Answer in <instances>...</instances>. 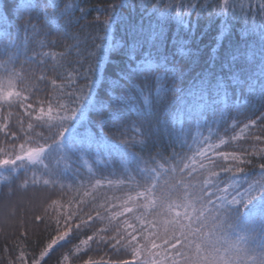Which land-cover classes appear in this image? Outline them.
<instances>
[{
    "label": "snow or ice",
    "instance_id": "6c2138e0",
    "mask_svg": "<svg viewBox=\"0 0 264 264\" xmlns=\"http://www.w3.org/2000/svg\"><path fill=\"white\" fill-rule=\"evenodd\" d=\"M0 5V23L14 7L23 31V39L7 30L0 35V182L9 197H18L14 208L34 213L29 226L21 221L23 231L12 247L4 248L12 253L3 258L6 264H47L56 249L69 244L53 264H264V0H116L96 16L103 47L71 30L88 14L77 0L63 7L56 0H20L14 6L0 0ZM201 18L219 23L214 43L224 50L223 75L210 57L188 95L224 100L222 109L212 107L211 120L203 107L186 104L172 111L164 103L169 93L179 99L183 89L175 85L185 69L161 50L169 40L188 48L198 38ZM116 24L125 32L120 40L113 37ZM53 32L71 41L63 51L54 50ZM253 35L258 43L250 40ZM225 39L231 47L224 48ZM145 44L156 49V58L149 52L137 59ZM198 52L199 47L187 54ZM112 54L127 57L120 73L127 86L113 81L120 94L113 90L99 99L102 65ZM140 75L143 82L135 83ZM236 90L242 99L229 105ZM89 113L96 114V126L80 132ZM161 126L171 151L145 156ZM111 128L118 144L108 139L105 129ZM94 151L120 154L123 170L98 176L89 167L85 178L77 169L76 179L65 184L71 157L83 160ZM32 224L37 230L43 225L44 237L29 260L24 246ZM93 245L110 250V258L94 260L88 255Z\"/></svg>",
    "mask_w": 264,
    "mask_h": 264
},
{
    "label": "trees",
    "instance_id": "16d2710c",
    "mask_svg": "<svg viewBox=\"0 0 264 264\" xmlns=\"http://www.w3.org/2000/svg\"><path fill=\"white\" fill-rule=\"evenodd\" d=\"M20 0H8L9 5L14 6L16 3H19ZM56 2L63 7L66 0H56ZM116 2V0H77L80 8L87 9V15L80 20L79 24H75L72 27L73 32H81L83 35L80 36L82 41H86L88 44H101L102 47L106 43L105 40L102 39L103 31L102 27L97 23L96 16L109 4ZM156 0H150V3H155ZM150 7V4H149ZM3 8V5H0V9ZM139 8L133 10V16L135 19L139 18ZM77 13H79V9H77ZM125 17H127L128 9H124L121 13ZM8 19L6 23H0V35L4 33L5 30L12 34L13 36H19L20 39H23V31L20 28L21 18L16 15L14 7L12 11L7 13ZM206 17V14H205ZM195 13H193V20L195 21ZM219 28V23L215 25L210 24L206 18H201L199 20V30L196 33L198 37L194 43L190 44L188 48L181 49L179 44L173 46L171 40H169L166 49H162L163 55H166L172 63H174L177 67H181L185 69L184 78L182 80H178L176 82L175 87L178 89H183V92L179 94V99L177 98V93H169L167 98L164 100V103L167 105L169 110L176 111L178 108L184 107L186 104L191 105L193 108H204L208 112L209 120L212 119V107H216L217 109H222L224 107V100L220 96L207 95L203 100L200 99L199 94L188 95V90L192 87L193 78L200 72L201 67L205 65L206 62L210 61V57H215L216 71L220 73L219 63L222 62L224 56L223 48L217 46L214 43V37L217 35V30ZM173 32L176 29L173 27ZM200 33H205L203 37H200ZM240 28L237 27L233 30V34L231 36V41L234 43L239 39ZM113 37L115 40H120L125 37L124 29L116 24L113 26ZM49 39L57 40V47L54 49L57 52L64 50V44L71 42L66 41L63 37H60L58 33L53 32ZM187 39V37H185ZM250 40L256 41L258 43V36L253 35L250 37ZM224 48L231 47L229 40L225 39ZM199 47V52L197 55L190 56L187 54L189 49L191 52L196 53V49ZM215 49V51H214ZM91 51L100 53L102 49H95L94 47L90 49ZM151 52L153 54V58L158 56V53L155 48L151 47L149 44H145L143 48L139 49L137 52V59L142 58L147 53ZM29 54H31L29 52ZM95 59V57H93ZM128 60L125 56H120L117 54H112L107 57L102 65L103 71V84L97 85L96 93L99 99H106L108 95L114 93L119 95L121 92V87L112 84L113 81H117L120 85L127 86L125 81L120 80V73L122 70H125L128 67ZM134 66V65H133ZM247 67V66H246ZM135 83H142L143 76H138L135 80ZM83 83V81H80ZM242 99L239 96V91L236 90L233 92L231 99L228 101L229 105L238 103L239 100ZM97 116L95 113H89L86 117V120L83 122V126L79 127L80 132H84L85 129L94 130L97 123ZM182 119V114L177 115V126H179V122ZM240 119H243L241 116ZM106 133H108V139L113 141L114 143L120 142L119 134L116 132L115 128L105 129ZM205 134L206 131H205ZM131 135V133H129ZM3 139V135L0 134V140ZM155 145H150L149 149H146L143 153L145 156L151 152L155 153L156 151L165 152L171 151V148L168 146V136L161 126L160 132L158 136L154 137ZM0 147H3V144H0ZM223 147V146H222ZM167 150V151H165ZM231 150V149H225ZM132 151H139V148L132 149ZM80 155V154H77ZM83 161H87V165ZM69 170L66 173V178L64 179V183L68 184L76 179L73 173L79 169L80 175L87 178L91 173H89V167L92 169V172H95L98 176L108 175L114 170L119 174L124 167L123 157L116 153H108L106 151H94L89 153L88 155L83 157V160H77L76 156H72L71 159L67 162ZM255 164H259L260 161H254ZM62 168L64 164L60 165ZM258 171L257 168H253V172L256 173ZM8 175V173H4ZM31 176V172L28 173ZM19 178H23V172L19 173ZM18 182V181H16ZM78 182V180H77ZM15 187V183L13 184ZM17 196H8V188L4 182H0V260H2V264H6L5 257L11 258L12 253H5L4 248H11V240L15 239L17 236H20L23 228L21 227V221L25 222V226H29V217H33L34 213L28 211L26 208L12 206L13 202L17 201ZM55 212H51V216H55ZM38 224L39 222H35ZM33 234L29 236V245L24 246L26 252L28 253L27 259H31V254L35 250V252H39L40 243L39 241L44 237L43 233V225H40L39 230L35 228V224L31 225ZM53 229L55 228V223H52ZM88 234H91L89 231ZM7 237V239H6ZM86 238V237H83ZM74 243H78L74 241ZM72 245H66L64 248H58L51 255V259L47 261V264H53L54 261L58 260L67 249L71 248ZM93 251L88 253L94 260H99L101 256L104 257L105 260L110 258V250L108 249H97L95 245H93ZM87 258V257H84ZM72 264H81L79 260H73Z\"/></svg>",
    "mask_w": 264,
    "mask_h": 264
}]
</instances>
